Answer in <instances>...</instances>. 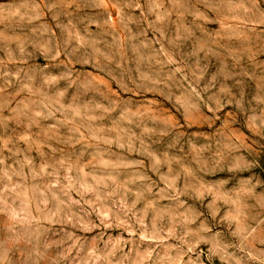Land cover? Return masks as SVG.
Wrapping results in <instances>:
<instances>
[{
  "label": "rangeland",
  "instance_id": "374dc122",
  "mask_svg": "<svg viewBox=\"0 0 264 264\" xmlns=\"http://www.w3.org/2000/svg\"><path fill=\"white\" fill-rule=\"evenodd\" d=\"M0 264H264V0H0Z\"/></svg>",
  "mask_w": 264,
  "mask_h": 264
}]
</instances>
